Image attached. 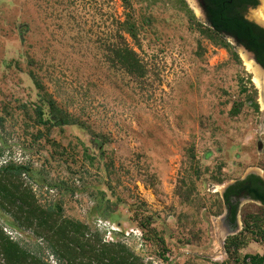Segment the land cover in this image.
<instances>
[{
	"label": "rangeland",
	"instance_id": "obj_1",
	"mask_svg": "<svg viewBox=\"0 0 264 264\" xmlns=\"http://www.w3.org/2000/svg\"><path fill=\"white\" fill-rule=\"evenodd\" d=\"M124 11L122 0H0V169L30 168L22 182L41 204L125 241L152 264H237L225 246L237 235L247 241L242 256L264 255V237L244 225L264 206L243 201L231 234L222 203L227 186L251 173L264 177V108L247 64L230 38L238 60L177 0H159L160 23L135 46L147 75H129L110 62ZM32 73L95 140L108 139L105 155L96 157L78 128L37 123ZM149 223L168 252L145 238L140 224ZM0 228L27 250L44 246L1 206Z\"/></svg>",
	"mask_w": 264,
	"mask_h": 264
},
{
	"label": "trees",
	"instance_id": "obj_2",
	"mask_svg": "<svg viewBox=\"0 0 264 264\" xmlns=\"http://www.w3.org/2000/svg\"><path fill=\"white\" fill-rule=\"evenodd\" d=\"M177 2L183 7L186 18L192 24L196 25L214 43L230 52L235 59L238 60L239 56L227 41V36L235 37L241 45L255 53L258 62L264 66V30L262 28L245 21L243 17L223 14L222 11L220 12L219 0H211L208 2L215 26V29H212L196 21L185 0H177ZM122 3L125 11L123 18L117 23L115 41L109 48L111 51L110 62L129 75L145 78L147 68L135 46L141 49L143 30L156 28L160 23L153 11L159 0H122ZM137 5L140 6L139 11L136 8ZM31 77L40 91L39 104L35 106L34 110L37 123L46 127L48 131L55 128L62 131L66 128H78L85 133L86 137L90 136L92 139L88 144H91L95 156L105 155L104 150L109 143L108 139L104 138L100 141L98 140L101 138L99 135L95 140L94 132L86 128L81 120L75 119L68 112L61 110L53 96L46 92L33 73ZM241 110L242 105L239 104L233 108L231 114L237 116ZM82 143L88 153L90 146L86 144V140ZM29 171L30 168L14 163L7 164L0 169V206L3 210L11 213L19 227L33 230L35 235L43 240L44 246L39 247V252L27 250L13 241L0 228V256L4 259V264H152L146 262L125 241H108L99 231L92 230L86 223L66 218L61 207L41 204L36 194L25 187L22 182V178ZM253 179L260 180L256 176L240 180L231 185L222 198L223 209L232 207L234 222L240 212L239 204H233L235 196L240 197L246 193L255 200L261 201L264 206V193L257 192L249 185ZM244 225L247 233L255 237H264V212L245 215ZM140 227L145 238L150 240V237H153L165 249V252H168L165 239L159 236L158 231L150 223L140 224ZM246 245L247 241H242V236L237 235L230 237L225 246L228 254L236 260L237 264H264V255L247 254L242 256L241 250Z\"/></svg>",
	"mask_w": 264,
	"mask_h": 264
},
{
	"label": "flooded vegetation",
	"instance_id": "obj_3",
	"mask_svg": "<svg viewBox=\"0 0 264 264\" xmlns=\"http://www.w3.org/2000/svg\"><path fill=\"white\" fill-rule=\"evenodd\" d=\"M195 1H196L197 9H199L200 13H202V15L204 16V18L206 20V25L212 29H215V26H214L213 21H212V10H211L209 2H208L211 0H195ZM262 1L263 0H219L220 12L222 11L223 14L230 15V16L243 17L245 21L253 23V24L257 25L258 27H260L264 30V25L259 23L257 20V12L259 11V5L262 3ZM190 4L193 6L192 3H190ZM193 9H195L194 6H193ZM251 14L254 15V20L249 18V16H251ZM227 38H232L237 44H240L238 42V40L233 36H227ZM249 52L252 55V57L255 59V61L260 66H262L258 62L256 54L251 52V51H249ZM252 176H256L260 180L253 179L249 183L250 187H252V189L256 190L257 192L264 193V177L255 173V174L248 176L245 180L251 178ZM246 199L252 200L254 202H257V203H260L261 205H263V203L261 201L255 200L252 196L247 195L246 193H244L240 197L235 196L233 198V204H239V208H240V204H241L242 200H246ZM225 221H226L227 226L230 228V231H234L235 229L238 228L237 227L238 217H237L236 222H234L233 214H232V207H229L227 209V216L225 218Z\"/></svg>",
	"mask_w": 264,
	"mask_h": 264
},
{
	"label": "water",
	"instance_id": "obj_4",
	"mask_svg": "<svg viewBox=\"0 0 264 264\" xmlns=\"http://www.w3.org/2000/svg\"><path fill=\"white\" fill-rule=\"evenodd\" d=\"M190 1L193 4V6L196 9V11L200 13L199 9H197L196 1L195 0H190ZM200 14L202 15V13H200ZM249 18L252 19V20H254V15L251 14V16H249ZM257 20H258L259 23H261L262 25H264V0L259 5V11L257 12ZM230 39L233 42V44L235 45V47L237 48V50L239 51L240 55L242 56L243 60L247 64L248 68L250 69V72H251V74H252V76H253V78L255 80V83H256L258 89L261 92H264V66H260L255 61V59L252 57V55L250 54V52L244 46H242L240 44H237L232 38H230ZM252 174H255V173L248 174V176H250ZM246 178H244L243 180H245ZM233 184H231V185H233ZM231 185L227 186V188L225 189L224 193L226 192V190ZM246 200H249V199H246ZM246 200H242V202L240 204V208L242 206L243 201H246ZM226 216H227V213H226ZM237 227L238 228L235 229L234 231H230V228L226 224V230L228 231V233H231V234H235L236 232L239 231V215H238Z\"/></svg>",
	"mask_w": 264,
	"mask_h": 264
},
{
	"label": "bare ground",
	"instance_id": "obj_5",
	"mask_svg": "<svg viewBox=\"0 0 264 264\" xmlns=\"http://www.w3.org/2000/svg\"><path fill=\"white\" fill-rule=\"evenodd\" d=\"M250 70V69H249ZM260 93H261V96H262V103H263V108H264V92H261L260 91Z\"/></svg>",
	"mask_w": 264,
	"mask_h": 264
}]
</instances>
